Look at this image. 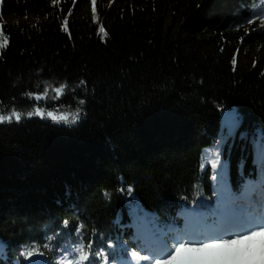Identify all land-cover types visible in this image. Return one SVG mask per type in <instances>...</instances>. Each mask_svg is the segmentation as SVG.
<instances>
[{
	"label": "trees",
	"instance_id": "trees-1",
	"mask_svg": "<svg viewBox=\"0 0 264 264\" xmlns=\"http://www.w3.org/2000/svg\"><path fill=\"white\" fill-rule=\"evenodd\" d=\"M257 1L3 0L0 116L20 113L0 122L9 247L46 243L61 220L107 235L133 196L159 213L188 206L208 152L239 194L258 166L244 143L264 128V20L243 23ZM37 107L79 115L28 116ZM223 109L241 116L224 147Z\"/></svg>",
	"mask_w": 264,
	"mask_h": 264
},
{
	"label": "snow or ice",
	"instance_id": "snow-or-ice-1",
	"mask_svg": "<svg viewBox=\"0 0 264 264\" xmlns=\"http://www.w3.org/2000/svg\"><path fill=\"white\" fill-rule=\"evenodd\" d=\"M2 6L3 0H0V8ZM64 30L68 31L67 20L64 21ZM233 64H236L235 59ZM65 90L66 86L60 85L55 88V94L61 96ZM35 100L40 101L41 96L36 95ZM33 114L28 112V116ZM35 115H43L39 107L35 109ZM48 115L52 120H56L51 112ZM5 119L10 122L12 117L0 116V122ZM15 119L20 120L19 112L15 113ZM240 124L241 116L233 109L226 110L224 131L221 133L225 142L234 139ZM251 143L258 166L253 177L243 181V190L239 194L230 186L221 167L213 176L216 181V186L211 188L212 195L216 197L214 204L197 200L194 201L196 206L189 208L187 202H184L183 209L188 217L198 225L203 221V227L186 231L174 230L167 234L171 240V243H168L166 239H162L160 227L149 219L148 213L141 205L136 204V198L133 196L128 201L129 214L144 225L150 236L146 247L131 251V260H128L126 244H121L119 237L116 238L117 246L114 249L112 243L104 242L105 239L111 241L112 237L98 236L89 241V246L98 243V250L85 254L83 245L77 246L79 259H61L59 264H99V261H103V264H132V261H141L144 264H264V128L257 130ZM121 227L126 228L127 225ZM70 228L69 221L64 220L61 234L67 235ZM43 247L48 248V243H44ZM59 247L61 255L71 256L68 249L62 245ZM21 249L19 257L22 259L14 261L13 264H49V261L41 259L44 252L39 248L33 246L28 250L22 245ZM5 258V244L0 241V264H3Z\"/></svg>",
	"mask_w": 264,
	"mask_h": 264
},
{
	"label": "rangeland",
	"instance_id": "rangeland-1",
	"mask_svg": "<svg viewBox=\"0 0 264 264\" xmlns=\"http://www.w3.org/2000/svg\"><path fill=\"white\" fill-rule=\"evenodd\" d=\"M47 85H49V84H47ZM46 85V86H47ZM45 86V87H46ZM57 86H55L54 88H56ZM47 89H49V87H47ZM53 89V88H52ZM52 89H49L48 90V93H49V91H51ZM49 97V100L51 101L52 99H56L53 95H49L48 96ZM51 103H52V101H51ZM55 107H53L50 111H44V110H41V112L43 113V115L42 116H44V118H46V116H49L48 115V113L49 112H51L55 117H56V120L57 119H65V120H71V119H73V118H75L76 116H78L79 114L76 112V111H58L56 108L54 109ZM63 108H65V107H63ZM31 112H33L34 114H35V110H33V109H31L30 110ZM2 116H4L5 117V115H2ZM10 116V115H9ZM8 116V117H9ZM11 116H14L15 117V113H12V115ZM51 117V116H50ZM51 119H52V117H51ZM225 119H226V115H225V113H222V115H221V120H222V123H225ZM53 121H55V120H53ZM222 148V147H221ZM53 201V199H50L49 200V202H52Z\"/></svg>",
	"mask_w": 264,
	"mask_h": 264
},
{
	"label": "bare ground",
	"instance_id": "bare-ground-1",
	"mask_svg": "<svg viewBox=\"0 0 264 264\" xmlns=\"http://www.w3.org/2000/svg\"><path fill=\"white\" fill-rule=\"evenodd\" d=\"M262 11V10H261ZM224 111L226 110V109H223ZM250 133V132H249ZM248 134V133H247ZM229 143V139L225 142L224 141V143H223V147L224 146H227V144ZM245 144H247L248 145V147H250L249 149H251V150H249V152H250V155H251V152L253 153L254 152V147H253V145H251V141L248 143H244V145ZM254 155V154H253ZM203 157V156H202ZM252 166H256V164L255 163H253L252 164ZM251 171H253V170H251ZM216 173V172H215ZM225 175L227 176V173H225ZM226 178H228V177H226ZM238 184H240V183H242V182H237ZM209 190L211 191V187L209 186ZM197 196L199 197H202L201 195H199L198 193H197ZM203 200V199H202ZM176 216H182V215H180L179 213H178V211L176 210ZM175 219V217L173 218V220ZM138 228H139V230H141L142 232L144 231L143 230V228L142 227H140V226H138ZM164 230V228H162V229H160V231L162 232ZM166 231H167V234L168 233H170V231H169V229H166ZM144 237H148L147 235H145ZM143 240H145V239H143ZM167 242L168 243H171V240L170 239H168V237H167Z\"/></svg>",
	"mask_w": 264,
	"mask_h": 264
}]
</instances>
